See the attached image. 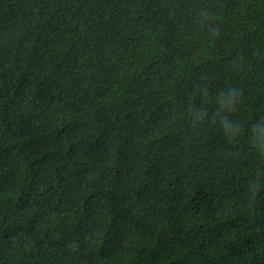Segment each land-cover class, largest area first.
Returning a JSON list of instances; mask_svg holds the SVG:
<instances>
[{
	"label": "trees",
	"instance_id": "16d2710c",
	"mask_svg": "<svg viewBox=\"0 0 264 264\" xmlns=\"http://www.w3.org/2000/svg\"><path fill=\"white\" fill-rule=\"evenodd\" d=\"M0 264H264V0H0Z\"/></svg>",
	"mask_w": 264,
	"mask_h": 264
}]
</instances>
